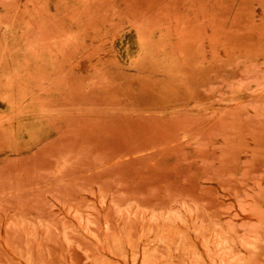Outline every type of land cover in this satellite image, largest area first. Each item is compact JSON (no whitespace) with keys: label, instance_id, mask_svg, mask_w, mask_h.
<instances>
[{"label":"rangeland","instance_id":"1","mask_svg":"<svg viewBox=\"0 0 264 264\" xmlns=\"http://www.w3.org/2000/svg\"><path fill=\"white\" fill-rule=\"evenodd\" d=\"M0 264H264V0H0Z\"/></svg>","mask_w":264,"mask_h":264}]
</instances>
